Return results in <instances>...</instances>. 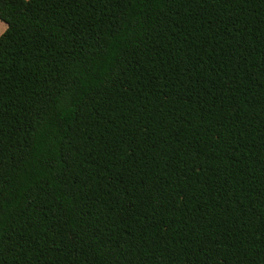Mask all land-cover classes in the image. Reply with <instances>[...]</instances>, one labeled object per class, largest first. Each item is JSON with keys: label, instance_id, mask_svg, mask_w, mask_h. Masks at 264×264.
I'll use <instances>...</instances> for the list:
<instances>
[{"label": "trees", "instance_id": "16d2710c", "mask_svg": "<svg viewBox=\"0 0 264 264\" xmlns=\"http://www.w3.org/2000/svg\"><path fill=\"white\" fill-rule=\"evenodd\" d=\"M0 19V264H264V0Z\"/></svg>", "mask_w": 264, "mask_h": 264}, {"label": "crops", "instance_id": "0c3cea01", "mask_svg": "<svg viewBox=\"0 0 264 264\" xmlns=\"http://www.w3.org/2000/svg\"><path fill=\"white\" fill-rule=\"evenodd\" d=\"M7 29L6 22H0V35Z\"/></svg>", "mask_w": 264, "mask_h": 264}, {"label": "rangeland", "instance_id": "374dc122", "mask_svg": "<svg viewBox=\"0 0 264 264\" xmlns=\"http://www.w3.org/2000/svg\"><path fill=\"white\" fill-rule=\"evenodd\" d=\"M0 22H4V21H2L1 19H0ZM7 24V23H6Z\"/></svg>", "mask_w": 264, "mask_h": 264}]
</instances>
